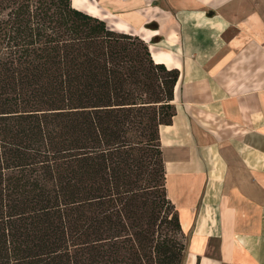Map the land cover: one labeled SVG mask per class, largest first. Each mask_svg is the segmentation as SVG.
I'll list each match as a JSON object with an SVG mask.
<instances>
[{
    "label": "trees",
    "instance_id": "1",
    "mask_svg": "<svg viewBox=\"0 0 264 264\" xmlns=\"http://www.w3.org/2000/svg\"><path fill=\"white\" fill-rule=\"evenodd\" d=\"M178 76L71 0H0V264H183Z\"/></svg>",
    "mask_w": 264,
    "mask_h": 264
},
{
    "label": "crops",
    "instance_id": "2",
    "mask_svg": "<svg viewBox=\"0 0 264 264\" xmlns=\"http://www.w3.org/2000/svg\"><path fill=\"white\" fill-rule=\"evenodd\" d=\"M89 1L179 72L159 141L183 264H264V0Z\"/></svg>",
    "mask_w": 264,
    "mask_h": 264
},
{
    "label": "rangeland",
    "instance_id": "3",
    "mask_svg": "<svg viewBox=\"0 0 264 264\" xmlns=\"http://www.w3.org/2000/svg\"><path fill=\"white\" fill-rule=\"evenodd\" d=\"M104 3L107 4V5L110 4L108 2V0L104 1ZM90 4L94 5L92 3V1L90 2L89 0H75L74 3H73V6L78 8V9L80 8V10H81L82 8L83 9L86 8V7L88 8ZM99 13L100 14L102 13L101 10L99 11ZM111 20H112V16H111L110 20H108V21H111ZM184 241H185V247H186V250H187L188 241H189V235L188 234H185V240Z\"/></svg>",
    "mask_w": 264,
    "mask_h": 264
},
{
    "label": "bare ground",
    "instance_id": "4",
    "mask_svg": "<svg viewBox=\"0 0 264 264\" xmlns=\"http://www.w3.org/2000/svg\"><path fill=\"white\" fill-rule=\"evenodd\" d=\"M75 0L72 1V4L74 3Z\"/></svg>",
    "mask_w": 264,
    "mask_h": 264
},
{
    "label": "water",
    "instance_id": "5",
    "mask_svg": "<svg viewBox=\"0 0 264 264\" xmlns=\"http://www.w3.org/2000/svg\"><path fill=\"white\" fill-rule=\"evenodd\" d=\"M71 5H72V0H71Z\"/></svg>",
    "mask_w": 264,
    "mask_h": 264
}]
</instances>
